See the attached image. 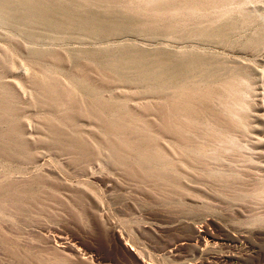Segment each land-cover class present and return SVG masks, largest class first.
<instances>
[{
    "label": "rangeland",
    "instance_id": "obj_1",
    "mask_svg": "<svg viewBox=\"0 0 264 264\" xmlns=\"http://www.w3.org/2000/svg\"><path fill=\"white\" fill-rule=\"evenodd\" d=\"M20 1L0 14V264H264V0L22 1L39 16ZM85 16L107 27L98 35ZM187 53L218 78L194 71L190 93L138 81L134 67L152 74ZM160 104L189 122L173 132L225 170L221 203L210 184L183 180L173 194L157 178L183 164L138 183L118 161L147 140L176 160L172 136L157 132Z\"/></svg>",
    "mask_w": 264,
    "mask_h": 264
},
{
    "label": "bare ground",
    "instance_id": "obj_2",
    "mask_svg": "<svg viewBox=\"0 0 264 264\" xmlns=\"http://www.w3.org/2000/svg\"><path fill=\"white\" fill-rule=\"evenodd\" d=\"M9 1V0H8ZM8 1L7 0H0V14H5L7 15V11L8 9L10 8V6H12L11 8H13V10H15L14 8H16V6L14 7L13 5H10L8 4ZM20 1V0H18ZM23 0H21L20 2H22ZM11 2V1H10ZM13 2V1H12ZM26 2V1H24ZM46 2L47 1H44L45 5H46ZM49 2V1H48ZM18 5L20 4L19 2H17ZM23 3V2H22ZM32 3V2H31ZM12 4V3H10ZM15 4V2L13 3ZM24 4V3H23ZM34 4V3H33ZM43 4V2H42ZM40 4V5H42ZM17 5V6H18ZM31 4L28 3V5L24 4L22 5L23 7H25V11L29 10V9H26V8H30ZM36 5V4H35ZM34 7L39 8L37 9L38 11H35L38 12L37 15L39 14V12L42 10L40 9L41 6L37 7V5ZM44 5V4H43ZM44 5V7H45ZM53 4L51 3V6ZM50 6V2H49V8L51 7ZM69 6V5H68ZM20 7V6H19ZM18 7V8H19ZM33 7V8H34ZM55 7V6H53ZM58 6H56V9H57ZM32 8V6H31ZM30 8V13L31 11L33 10V8L31 9ZM47 8V6H46ZM24 9H23V12H24ZM42 9H43V6H42ZM45 9V8H44ZM48 9V8H47ZM55 9V8H54ZM69 9L72 10V8L70 7ZM10 10V9H9ZM17 10V8H16ZM59 10V9H57ZM61 10V8H60ZM33 11V12H35ZM45 12V10H43ZM54 11V10H52ZM66 11V10H65ZM74 10H72L73 12ZM9 12V11H8ZM16 12V11H14ZM29 12V11H28ZM32 12V14H33ZM40 12V13H41ZM43 12V13H44ZM47 12V11H46ZM45 12V13H46ZM51 11H49V14H50ZM57 12V11H55ZM60 12V11H58ZM57 12V14H59ZM68 12V11H67ZM75 12V11H74ZM27 13V12H26ZM52 13V12H51ZM77 13V12H76ZM22 14V13H21ZM36 13H34L33 15L37 18V15H35ZM48 14V13H46ZM62 14V12H61ZM64 14V13H63ZM70 14V12H69ZM78 14V13H77ZM85 14V13H84ZM52 15L55 17V15L52 13ZM71 15V14H70ZM23 16V15H22ZM39 16V15H38ZM41 16V14H40ZM44 16V14H43ZM46 16V15H45ZM44 16V17H45ZM48 16V15H47ZM51 16V18L53 17ZM73 16H74V13H73ZM78 16V15H76ZM74 16V18L76 17ZM80 16V15H79ZM19 17V16H18ZM17 17V20L20 18ZM23 17H26V16H23ZM28 17H31L30 15ZM35 17H34V20H35ZM42 17V16H41ZM49 17V16H48ZM81 17V16H80ZM7 18V16H6ZM59 18V17H58ZM57 16L55 18V20L57 19ZM72 18V17H71ZM84 18V17H83ZM102 20L104 17H101ZM14 19H16L14 17ZM33 19V18H32ZM79 20V18H77ZM77 19H74V20H77ZM106 19V18H105ZM108 19V18H107ZM106 19V23H108V20ZM25 20V19H23ZM27 20V19H26ZM26 20L24 22H26ZM29 20V18H28ZM36 20H39L41 22V24L39 25H42V24H45L44 22H46L47 18H37ZM62 20V18H61ZM60 20V21H61ZM77 20V21H78ZM81 20V19H80ZM79 20V21H80ZM83 27H85L86 29L88 30H95L96 28H99L103 30V28L107 27V25L105 26V24H100L101 26H105V27H101L99 26V23L97 24V20H95L94 17L92 16H85V18L83 19ZM5 21V20H4ZM38 21V22H39ZM54 21V20H53ZM72 21H73V18H72ZM6 22V21H5ZM17 22V21H16ZM29 22V21H27ZM39 22V23H40ZM59 22V20H58ZM62 22V21H61ZM59 22V23H61ZM70 22V21H69ZM82 22V20L80 21ZM101 22V21H100ZM8 23V22H7ZM12 23V22H11ZM30 24L32 23L29 22ZM34 23H36L34 21ZM64 23V22H62ZM61 23V25H62ZM74 23V21H73ZM75 23H78L75 21ZM74 23V24H75ZM23 24V23H22ZM38 24V23H37ZM49 24V23H48ZM51 24H56L54 22L51 23L50 21V25ZM109 24V23H108ZM31 25H34V24H31ZM30 25V26H31ZM38 25V27H40ZM59 24L55 25L58 26ZM69 25V24H68ZM77 25V24H75ZM79 25V24H78ZM36 25H34L35 27ZM43 26H46L48 29V26H47V22H46V25H43ZM82 26V25H81ZM112 26V25H110ZM109 26V27H110ZM23 27V26H22ZM33 26H31L30 28H32ZM42 27V26H41ZM54 27V26H53ZM68 27V26H67ZM70 27H71V24H70ZM78 26H76L77 28ZM101 27V28H100ZM108 29L110 30V27ZM26 28V27H24ZM51 28V27H50ZM63 28V27H61ZM54 29V28H53ZM56 29V28H55ZM64 29V28H63ZM70 30H72L71 28H69ZM68 29V30H69ZM75 29V26L73 28V30ZM80 29V28H78ZM82 29V28H81ZM28 30V28H27ZM57 30V29H56ZM76 30V29H75ZM83 30V29H82ZM101 30V31H102ZM107 30V28L105 29ZM98 32V35L101 31L99 30H95ZM96 32V33H97ZM112 32V31H111ZM108 33V32H107ZM101 34V33H100ZM103 34V33H102ZM110 34V33H109ZM24 35V34H23ZM94 35V34H93ZM95 36H97L95 34ZM106 36V35H105ZM108 36V35H107ZM28 37V36H27ZM98 37V36H97ZM100 37H103L100 36ZM89 42V41H88ZM103 43V42H102ZM105 52V51H104ZM108 53V52H106ZM86 54V53H84ZM89 54V53H88ZM87 55V54H86ZM86 55H84L86 57ZM98 55V53L93 56L95 58V56ZM35 56V55H34ZM88 56H91V54H89ZM91 56V57H92ZM103 56H109V54H103ZM184 59L185 61L184 62H181V61H169V62H159L158 64L155 65V68H154V71L152 74L150 73H145L144 70L139 67V66H136L134 67V72L136 73L137 77H138V81L141 82V84H147L146 86L147 87H150V86H153L154 88H157L158 92L159 93H162L164 89L166 88H170V89H175V91H178V92H184V91H188L189 89H186L188 87H186V84L188 83V79H190L192 77V73L198 69H201L202 71L205 72V77L207 78H211V77H215V78H218V71H213V70H208L206 68V63L203 62V60H198L197 58H194L193 55L191 56V54H184ZM31 57V56H30ZM92 57V58H93ZM109 58V57H108ZM107 58V59H108ZM81 59V58H80ZM89 59V57H88ZM106 59V60H107ZM84 60V59H83ZM105 60V59H104ZM91 61V59H90ZM94 61V60H92ZM105 63V62H104ZM108 64V62H107ZM90 65V64H89ZM105 67H107V65H105ZM113 69V68H112ZM104 70V68H103ZM115 69H113V72H114ZM117 70V69H116ZM119 70V69H118ZM109 72H111V70L109 69L108 70ZM65 72V71H64ZM68 72V71H67ZM108 72V73H109ZM119 72V71H117ZM112 73V72H111ZM110 73V74H111ZM118 74V73H117ZM111 75H116V74H111ZM120 75V74H119ZM122 75V74H121ZM124 77V76H122ZM72 78V77H71ZM119 78V77H117ZM103 79V78H102ZM137 82V83H139ZM80 84V83H79ZM78 84V85H79ZM85 84V83H84ZM190 84V83H189ZM83 85V84H82ZM196 85V84H195ZM50 86V85H49ZM81 86V85H80ZM117 86V85H116ZM47 87V85L45 86ZM54 88V87H53ZM83 88V87H82ZM194 88V87H193ZM47 89V88H45ZM51 92H53L54 89H52V87L49 89ZM86 90L88 93L92 94V95H97V91L94 90V89H90L89 87H86ZM85 91V90H84ZM196 91V90H195ZM194 91V92H195ZM198 91V90H197ZM56 92V91H55ZM54 92V93H55ZM189 93L191 92L190 90L188 91ZM193 92V93H194ZM196 93V92H195ZM198 94V93H197ZM57 95V94H56ZM176 95V94H175ZM184 95V94H183ZM187 95V94H186ZM196 95V94H195ZM104 96V95H103ZM56 97V96H55ZM175 97V96H174ZM186 97V96H185ZM163 98V97H162ZM108 99V98H107ZM180 102V101H179ZM207 102V101H206ZM106 103V102H105ZM107 104V103H106ZM191 104V103H190ZM97 105V104H96ZM192 105V104H191ZM98 106V105H97ZM113 106V105H112ZM193 106V105H192ZM196 106V104H195ZM104 107V106H103ZM102 107V109H103ZM118 107V106H117ZM124 108V107H123ZM148 108V107H147ZM195 108V107H194ZM5 109V108H4ZM101 109V111H103ZM112 110V109H111ZM108 111V110H107ZM174 113L171 114L168 112V110L166 109V107L162 104L158 105L156 108H155V112L156 114L158 115V118H159V126L157 128V132L158 133H161V134H168V135H171L173 138V142L170 143V146L172 148L175 149V151L177 152V158L176 160H173L172 158H170L166 152V150H164L158 143L156 142H152V141H142V142H136V143H131V144H127L125 147L126 149V153H125V157L123 158V155L121 156L122 157V160H118L121 162V164H124L126 166H128V176L131 177L132 179H134L136 182L138 183H142V182H145V181H148V179H150V177L152 176V174H149V168L151 167H154V166H166L168 168H174L176 171H179L180 170V167L181 165L183 164L185 166V170L184 173L183 172H179L175 175H169L168 173H163V172H158L156 175H157V178L159 179H162L164 181H168L172 184V188H171V192L173 194H178L179 193V190L181 189L182 185L180 184L181 181L183 180H186L188 183L190 184H196V185H206V184H210L211 185V188L213 189V195L211 196L214 197V200L215 201H219V203L222 202L223 200V196H222V192H223V189L226 188V187H231L229 183L225 184L224 182H222L223 180H221L223 174L222 172H224L225 170H219L218 168H215L213 166H210L213 162H210V160L206 159L205 160H201L200 159V149L199 147L195 144V142L192 140V137H190L189 134L187 135H184V136H178L175 134V132H173L172 128L170 125H172L173 123L176 124V126L179 127V129L182 131V132H185L186 128L184 126V124H187L188 125V120L187 121H182V119H180L178 116H179V112L177 111V108H174L173 109ZM98 112V111H96ZM131 112V111H130ZM187 116H192L193 113H191L190 111H185ZM105 113V112H104ZM131 114V113H130ZM120 115V114H119ZM118 115V116H119ZM195 115V114H194ZM197 115V114H196ZM220 116V115H219ZM116 118V117H115ZM191 118V117H190ZM193 118V117H192ZM120 123V122H118ZM104 127L106 129V131H109L111 129L110 126H113V125H109L107 122H104ZM116 125V123H115ZM121 125V124H120ZM116 128H119V127H122V126H115ZM225 127V126H224ZM15 129V128H14ZM229 129V128H228ZM113 130V129H112ZM119 131V129H117ZM110 132V131H109ZM114 132V131H113ZM112 132V133H113ZM121 132V131H120ZM116 133V132H115ZM130 133V132H129ZM209 135V134H208ZM143 136V135H141ZM140 136V137H141ZM144 137V136H143ZM130 138V137H129ZM104 140V139H103ZM124 142V141H123ZM72 145L77 148L78 150H80L81 152L85 153L87 152V148L86 146L82 143V142H79L78 140H74L73 142H71ZM14 144V143H13ZM54 144V143H53ZM104 144V143H103ZM124 146V145H123ZM56 147V145H55ZM124 149V150H125ZM205 148H203L202 150H204ZM10 150V148H9ZM7 151V150H6ZM207 152H209L208 148L206 149ZM125 152V151H124ZM87 155V154H86ZM88 156V155H87ZM83 157V156H82ZM86 157V156H85ZM83 157V158H85ZM201 158H203V156H201ZM210 159H212V161H218V157H213L211 156ZM117 161V160H116ZM98 162V161H97ZM182 169V168H181ZM232 170V169H231ZM230 170V172H231ZM84 174V172H83ZM232 183V182H231ZM233 184V183H232ZM227 185V186H226ZM195 192V191H194ZM195 193L198 194V192L196 191ZM80 194V193H79ZM196 194V195H197ZM200 193L197 195V198L199 199L197 202L200 204V206H202L203 208H209L210 209V206H208V203L206 202V199H204V195H200ZM234 199L233 201H239L242 197H245V196H242L240 195L239 193H236L234 194V196H232ZM32 198V197H31ZM201 198V200H200ZM179 199V198H178ZM83 203V202H82ZM176 205L177 204H181L180 201L179 202H174ZM17 204V203H16ZM65 207V206H64ZM70 207V206H69ZM67 209V208H66ZM64 210V209H63ZM74 211V210H73ZM76 212V211H75ZM77 213V212H76ZM71 215V214H70ZM83 215V214H82ZM81 221V220H80ZM82 226V225H81ZM98 246L101 248V245L98 244ZM95 249V248H94ZM98 252V250H97ZM210 254V253H208ZM213 254H216V253H213ZM213 258V257H212ZM220 258V257H219ZM217 257H215V259H219ZM205 259V258H204Z\"/></svg>",
    "mask_w": 264,
    "mask_h": 264
}]
</instances>
